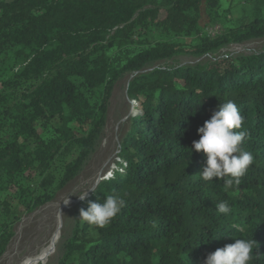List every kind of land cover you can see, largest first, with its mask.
<instances>
[{
    "label": "trees",
    "instance_id": "obj_1",
    "mask_svg": "<svg viewBox=\"0 0 264 264\" xmlns=\"http://www.w3.org/2000/svg\"><path fill=\"white\" fill-rule=\"evenodd\" d=\"M248 11L234 14L236 4ZM221 24L209 36L206 28ZM264 0H0V259L26 214L53 201L98 151L117 82L141 103L112 174L75 209L55 264H203L254 238L264 264ZM213 56L186 63L184 57ZM156 64V66H154ZM233 100L254 162L239 185L199 175V127ZM126 201L103 228L80 220L89 201ZM232 211L220 214L216 204Z\"/></svg>",
    "mask_w": 264,
    "mask_h": 264
},
{
    "label": "rangeland",
    "instance_id": "obj_2",
    "mask_svg": "<svg viewBox=\"0 0 264 264\" xmlns=\"http://www.w3.org/2000/svg\"><path fill=\"white\" fill-rule=\"evenodd\" d=\"M236 5L237 6L234 8V14L236 13V15H240L248 11V5L246 3ZM242 45L252 49L253 51H257L264 47V38L251 40L246 43H242ZM229 53V51H225V54L219 52L218 56L224 57ZM209 60H213V56L205 55L200 58H183V61L186 63H197L200 61L208 62ZM154 66H156V64ZM130 76L131 75H125L115 86L109 104L104 137L98 151L94 154L90 163L76 179H74L57 195L53 201L39 207L29 215H24V217L16 225V235L10 243L7 252L0 259V264H22L28 257L35 256L44 247H46L48 239L57 224L56 217L59 207L63 204L64 200L75 193L77 195H72L70 197L73 202L69 206L70 208L68 207L66 209L64 216L61 219L59 233L56 236H53L50 242L51 246L47 254L41 257L37 264L56 263L58 257L57 246L61 241V236L64 232L67 234L71 233L74 225V211L80 203H82V201L78 198L79 192L86 190L93 184L97 186V184L105 178L106 175H111L113 169L116 167V161H118L117 155L120 151V138L126 131V124L129 116L137 113V108L139 107L137 106V101L130 100L127 94Z\"/></svg>",
    "mask_w": 264,
    "mask_h": 264
},
{
    "label": "clouds",
    "instance_id": "obj_3",
    "mask_svg": "<svg viewBox=\"0 0 264 264\" xmlns=\"http://www.w3.org/2000/svg\"><path fill=\"white\" fill-rule=\"evenodd\" d=\"M245 117L241 114L237 104L233 100H227L220 104L219 110L213 112L210 119L199 127L200 139L193 141L191 154L203 152L206 155V165L199 174L203 180H224L226 189L233 184L239 185L249 167L254 162L252 152L242 147L247 132L237 131L242 128ZM96 191L93 184L86 190L80 191L78 198L84 201L90 192ZM77 195V194H72ZM70 195L63 201L64 205L71 203ZM103 202L89 201L87 210H80V220L89 225L103 228L120 213L125 207L126 201L120 194H106ZM216 210L220 214L228 215L232 208L228 201L216 204ZM258 242L252 239H236L235 243L226 244L207 255L203 264H251L254 255H260Z\"/></svg>",
    "mask_w": 264,
    "mask_h": 264
},
{
    "label": "bare ground",
    "instance_id": "obj_4",
    "mask_svg": "<svg viewBox=\"0 0 264 264\" xmlns=\"http://www.w3.org/2000/svg\"><path fill=\"white\" fill-rule=\"evenodd\" d=\"M90 182V181H89ZM85 185V184H84ZM81 187V186H80ZM97 187V186H96ZM79 189V188H78ZM79 201V200H78ZM73 201H71V203L69 205H64L62 204L59 209H58V212H57V224H56V227L54 229V231L52 232L51 236L49 237L48 239V243H47V246L44 247L38 254H36L35 256H31V257H28L22 264H37L38 261L40 260L41 257H43L44 255L47 254L49 248H50V242H51V239L53 238V236H56L58 233H59V227H60V223H61V219L62 217L64 216V212L66 211V209L72 204ZM48 206V205H47ZM74 206V205H73ZM72 206V208H73ZM70 208V207H69ZM68 211V210H67ZM26 222V221H25ZM24 222V223H25ZM28 225V224H27ZM23 226V225H22ZM21 226V227H22ZM19 229V227H18ZM37 230V229H36ZM22 236V235H20ZM15 241V240H14ZM19 241V240H18ZM14 246V245H13ZM18 247V245H17ZM34 247H35V244H34ZM16 250V249H15ZM25 250V249H24ZM12 251V250H11ZM10 251V252H11ZM15 253V252H14ZM10 260V259H9ZM12 261V260H11Z\"/></svg>",
    "mask_w": 264,
    "mask_h": 264
},
{
    "label": "built area",
    "instance_id": "obj_5",
    "mask_svg": "<svg viewBox=\"0 0 264 264\" xmlns=\"http://www.w3.org/2000/svg\"><path fill=\"white\" fill-rule=\"evenodd\" d=\"M223 30V27L221 24H213L211 26H208L206 28V33L209 36H217L219 35ZM225 51H229L230 53L228 55H237V54H251L255 51H253L250 48H247L246 46L242 45V44H231L230 46L223 48L220 52L222 54H225ZM137 106H139L138 108H142V105L140 102L137 101Z\"/></svg>",
    "mask_w": 264,
    "mask_h": 264
},
{
    "label": "water",
    "instance_id": "obj_6",
    "mask_svg": "<svg viewBox=\"0 0 264 264\" xmlns=\"http://www.w3.org/2000/svg\"><path fill=\"white\" fill-rule=\"evenodd\" d=\"M109 176V175H108ZM98 185V184H97Z\"/></svg>",
    "mask_w": 264,
    "mask_h": 264
}]
</instances>
